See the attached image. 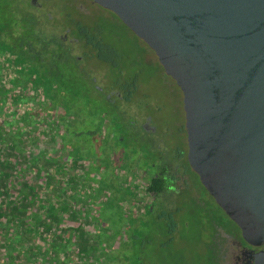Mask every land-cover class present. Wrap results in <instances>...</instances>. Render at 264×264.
Returning a JSON list of instances; mask_svg holds the SVG:
<instances>
[{
    "label": "rangeland",
    "instance_id": "1",
    "mask_svg": "<svg viewBox=\"0 0 264 264\" xmlns=\"http://www.w3.org/2000/svg\"><path fill=\"white\" fill-rule=\"evenodd\" d=\"M73 1V5L83 1L84 8H92L90 3L85 0ZM36 3L38 6L31 5L30 0H15L14 4H18L19 8L17 9H23L35 17L36 27L44 37H66L67 42L71 40L73 35L67 32L63 26V24L66 25L72 31L70 24L61 23L63 21L61 12L70 11L71 7L67 4L64 5L61 0H36ZM96 13L99 15L98 17L84 16L85 18H82L80 22L86 27H90L89 30L93 26L97 27L99 38L106 41L116 51L118 67L126 73L124 76H120L116 66L113 67L110 64L100 62H92L80 67L83 78H81L82 84L80 80L79 83L84 90L85 97L80 101L79 106L81 108L79 111L84 113V121L89 123V129L95 127L91 123H97L94 115H90L91 111L94 113L96 111L86 99V97L88 98L86 94L94 90L92 84L97 83L100 87L105 88L113 82L120 83L121 80L122 82H133L138 87L130 93L132 103H141V94L144 93V114L145 117H151L156 136L160 137L159 140L162 142L166 140L168 145L169 143L178 145L179 137L175 133L180 130L182 125L179 92L162 74L160 67L142 43L110 14L102 10L101 14L99 11ZM3 16V8L0 5V18H4ZM45 18H48V21ZM67 42H65V46L69 45ZM70 47L72 56H80L81 50L78 44ZM89 71H92L91 75L95 82L92 80ZM67 72H70L69 66ZM21 75L20 71H13L7 67L3 57L0 56V89L7 91V87H9L11 91L17 93L20 88ZM104 81H107V84ZM29 95L30 97L24 98L25 100L14 105L10 100L0 97V112L2 113L0 118L3 119L4 116H7L9 119L8 117L14 114L15 124L10 130L16 129V132L24 134L25 127L22 116L27 113L34 116L31 124L35 126L39 124L34 103L36 97L32 93ZM91 107L92 109H90ZM127 113L137 115L133 107L128 109ZM38 128L42 129V126H38ZM27 146L28 144L25 145V147ZM171 150L167 152L166 156L169 157L170 161H173L171 156L173 157L174 153ZM49 156L54 159V163L46 171L50 177V183L46 188L42 185L44 174L41 173V169L37 165L28 166L25 161L18 162L15 151L9 159H3L0 176L3 177L6 185H14V197L7 196L4 198V204H0L2 211L0 214V264H104L106 258L103 259L100 256L103 249L98 246L96 241L100 237L103 238L100 227L86 219L84 221L78 220L79 216L78 221H76V219L71 218L72 214L67 208L56 211L61 200H70L69 205L72 208L77 206L76 211L79 210L80 215L88 213L91 215L94 211L92 207L89 210L90 208L84 201V196L90 194V184L77 183L78 173L71 175V171L77 170L80 166L69 164L70 161L66 159L65 152L58 153L53 150L49 152ZM63 158L68 162L60 160ZM65 163L66 165H64ZM56 166L62 167L65 171L64 176L56 173ZM20 168L22 169L21 176L17 174ZM85 168L82 166L79 169ZM187 174L191 178L190 187L185 186L177 195H170V193L165 192V194L162 193L161 196L155 198L152 213L154 217V214L158 213L157 210L171 211L172 208L174 209L171 217L175 221V232L171 243L160 247L163 245L161 244L163 238L165 239L167 235L163 227L160 228L154 224V221H150L152 219L150 214V220L142 226V237L129 239V231L124 242L117 241L120 248L119 253L125 257L124 260L126 259L122 261V264H127V262L133 264H216L215 244L221 241L223 232L231 229L232 226L206 197L205 192L188 170ZM25 179L32 180L31 185L37 187L33 195L29 192L28 199H31L33 203L26 208V215L21 216V219L28 221L29 230L27 232H23L16 226L14 221L16 216L12 217L8 213L7 207L10 201L14 202V199L18 203L19 198L17 197L21 196V193H23L22 195L25 194V187L16 185V182H22ZM176 184L181 187L180 179L177 178ZM144 188L145 186L142 185L138 189L145 191ZM59 189H63V195L57 194V196H52L50 200H45L43 197L49 191L51 194H56ZM138 193L134 190V199L138 197ZM141 198H145V195L142 194ZM136 208L141 211L143 206L139 205ZM54 211L60 212L59 220L53 218ZM74 221L78 223H74Z\"/></svg>",
    "mask_w": 264,
    "mask_h": 264
},
{
    "label": "water",
    "instance_id": "2",
    "mask_svg": "<svg viewBox=\"0 0 264 264\" xmlns=\"http://www.w3.org/2000/svg\"><path fill=\"white\" fill-rule=\"evenodd\" d=\"M180 96L186 164L264 264V0H90Z\"/></svg>",
    "mask_w": 264,
    "mask_h": 264
},
{
    "label": "trees",
    "instance_id": "3",
    "mask_svg": "<svg viewBox=\"0 0 264 264\" xmlns=\"http://www.w3.org/2000/svg\"><path fill=\"white\" fill-rule=\"evenodd\" d=\"M0 3L4 12V18H0V56L3 57L7 67L11 68L13 71H20L22 74L19 82L20 88L17 93L13 90L11 91L10 88L7 87V91H5V89H0V97L2 96L3 98L10 100L14 105L19 101L30 97L29 93H32V95L36 97L35 102H33L36 107V118L39 122L36 126L31 124V120H33L34 116H31L28 113L25 114L22 116L25 129L24 134H21L20 132H16V129L10 130L12 125L15 124L14 114H11L8 117L9 119H7V116H4L3 119L0 118V167L3 165V159H9L15 151L18 157V162L25 161L28 166L37 165L41 169V173L44 174L42 185L46 188L50 183V177L47 175L46 171L48 167L54 163V159L49 156V152L52 150L51 144L53 143L56 144L55 146L57 147V150H59L60 147H65L70 148L71 151H76L77 154L79 152V157H77V159H84V157L89 159L92 165L91 170H93L96 176V155L98 147L96 142L90 137L100 132L98 115L105 110L104 107H106V105L102 107L96 106L95 102L99 99V95H97L98 90L95 87V83L92 84L94 90H92L91 93L86 94V96H88L86 99L96 111L95 113L91 111V107L88 109L91 111L90 115H94V118H96V120L98 119V121L97 123H91V125H94L95 127L89 129V123L84 121V113L79 111L81 108L79 106L81 103L80 101L85 97L83 93L84 90L81 87V78H83V76H73L66 73L68 66L70 68L77 62L74 61V58L68 59L64 55L66 52L63 51L64 47L62 39L55 36L44 37L42 32H39L36 27L35 17L28 14L23 9H17L19 8V3L15 5V0H2ZM65 12H67V18H65L66 22L69 24L75 23V26L77 27L76 37H81L88 41V43L94 42L92 43V46L96 49V60L115 67L116 59L115 55H113L114 51L106 45L104 46L101 41L96 40L88 27H80V24L77 23L79 21L68 15L69 11ZM45 19L48 21V18ZM78 28L80 31H78ZM79 80L81 84L79 83ZM133 84L134 83H130L126 86L130 87ZM80 87L81 89H79ZM104 100V102L107 101L106 99ZM1 114L2 113L0 112V116ZM53 115L54 117H58L60 121L56 122L54 120H49ZM65 116L70 118L73 128V132H71V141H69L64 135L68 129V126L63 123ZM38 126H42V129H39ZM27 144L28 146L25 147ZM21 171L22 169L20 168L17 173L19 176H21ZM55 171L62 176L65 174L62 167L59 166H56ZM83 175L84 179L87 178L90 181L95 180V177H92V175L90 176L87 173ZM31 183L32 180L30 179L16 182L18 187H25V194L22 195L23 193H21V196L19 195L17 197L19 198L18 203H16L15 199L14 202L10 201L8 205L6 203L8 213H10L12 217H17H14L15 219H13L16 226L23 232H27L29 229L28 221H25L26 219L24 220L23 218L21 219V216L26 215V208L33 203L31 199H28L29 192L33 195L37 188L36 185H31ZM13 188L14 185H6L3 181V177L0 176V204H4L3 201L5 197L13 196ZM161 189V179L155 178L150 180V192L157 194L161 192ZM52 194L49 191L47 195H44L43 197L45 200H50L52 196H57V194L63 195V189H59L56 194ZM69 201L61 200L56 211L67 208L70 214H72L71 218L76 219V221H84L85 219L91 220L93 218V216L86 217L80 215L79 210L76 211L77 206L72 208V206L69 205ZM87 206L90 208L89 210H91V204L89 203ZM56 211H54L52 216L59 220L60 212ZM1 213L2 211L0 207V214ZM171 215L172 214L168 212H162L155 218L156 222H154V224H157L160 228L163 227L164 232H166L167 235L165 239L163 238V242L161 243L163 245H160V247L168 245L172 241L175 232V221L172 219ZM78 216L79 219L77 220ZM76 221H74V223H78ZM144 223L145 221H138V224L130 230L129 239L142 237V226ZM126 232L129 231L127 230ZM102 236L103 238L100 237L98 240L96 239V241L98 246L103 249L101 250L100 256H102V258L107 256L104 264H122V261L125 258L124 256L122 259H119L118 261L116 260V257L120 255V248L117 241L124 242L126 236L115 239H113V235ZM126 250L128 251V248ZM127 264L133 263L127 262Z\"/></svg>",
    "mask_w": 264,
    "mask_h": 264
},
{
    "label": "flooded vegetation",
    "instance_id": "4",
    "mask_svg": "<svg viewBox=\"0 0 264 264\" xmlns=\"http://www.w3.org/2000/svg\"><path fill=\"white\" fill-rule=\"evenodd\" d=\"M61 1L71 7V11H69L68 15L77 19L79 21L77 23L83 28L86 26L80 22L82 18L98 17L99 15L96 11H99V14H101V9L99 10L90 0H85L92 6L90 9L84 8L83 1L77 2L76 5H73V0ZM30 4L38 6L36 0H30ZM61 13L63 14V21L61 23L65 22L69 24L65 21L67 12ZM63 26L67 32L73 35V38L68 40V42L66 41V37H59L63 42V51L66 52L64 55L68 59L74 58V61L77 62L69 68L70 72L67 73L73 76H83V73L80 71L81 66H86L92 62H100L95 58L96 49L92 46L94 42L88 43L85 39L76 37L77 27L75 23L70 24L72 31H70L66 25L63 24ZM89 28L90 27H88V29ZM78 31H80L79 28ZM90 31L96 40L101 41L104 46L106 45L112 49L106 41L99 38L96 26L91 27ZM65 42L69 45L65 46ZM77 44L81 50L80 56H72L70 53V46H76ZM113 51V55H115L116 59V70L119 72L120 76H124L126 72L118 67L117 54L115 50ZM91 72L92 71H89L90 75ZM92 78L95 82L94 77ZM107 80H109V78H107ZM104 83L107 84V81H104ZM127 84L130 83L127 81L122 82L121 80L120 83L113 82L109 86L103 88L95 83V87L99 93H97L99 99L95 102L96 106L102 107L106 105V107H104L105 110L98 115L100 132L90 137L96 142L98 147L96 155V176L93 170H91L92 165L89 159L85 157L84 159L80 158L81 160L77 159V157H79V152L77 154L76 151H71L70 148L65 147H60L59 151L56 149V144H51V151L55 150L58 153L65 152L66 159L70 161L69 164L72 163L81 168L82 166L86 167L85 169H79L80 167H77V170L74 169L71 171V175L78 173L77 183L90 184L91 186L89 189L90 194L84 196V201H86L87 204L90 203L94 211L91 215H88L90 213L86 214L88 217L93 216V218L88 221H92L100 227L101 235H113V239L127 236L126 231H130L135 227L138 221H145L146 225V222L150 220L149 215H152L154 211L155 198L157 196H161L162 193L165 194V192L170 193V195L180 194L184 187H190L189 184L191 183V178L187 174V170L189 173H191V171L185 159L182 125L180 126V130L175 133V135L179 137L178 145L171 143L168 145L166 140H164V142L159 140L160 137L156 136V130L152 125L153 122L151 117H145L144 114L145 94H141V103H132L130 93L136 90L138 86H135V84L130 87L125 86ZM131 87L132 90H130ZM104 99L107 101L104 102ZM132 107L135 108L137 115L127 113V110ZM180 115L182 116L181 110ZM98 119L96 121H98ZM49 120H54L56 122L60 121V119L54 117V115L49 118ZM63 123L68 126L64 135L71 141V132H73V128L70 118L65 116ZM162 137L165 139L164 136ZM169 150L174 153L173 157L170 155L173 161H170L168 159L169 157L166 156ZM66 159L63 158L60 160L64 162ZM66 163L64 165H66ZM86 173L95 177V180L90 181L87 178L84 179L83 174ZM191 175L193 174L191 173ZM155 178L162 180L161 192L157 194L149 191L150 180ZM177 178L182 182L181 187H178L176 184ZM142 185L145 186V191L138 189L139 186ZM134 190L140 193V195L138 193V197H135V199ZM142 194L145 195V198H141ZM139 205L143 206L141 211H138L136 208ZM157 211L158 213L154 214L155 217L152 215L150 221L156 222L155 218L160 213L167 212L168 210L161 209ZM168 212L173 214L174 209L172 208L171 211L169 210ZM228 222L231 224L232 228L223 232L221 241L215 244L216 264H251L252 248L246 246L242 242L235 226L230 221ZM116 258L118 261L123 258V255L120 254Z\"/></svg>",
    "mask_w": 264,
    "mask_h": 264
}]
</instances>
